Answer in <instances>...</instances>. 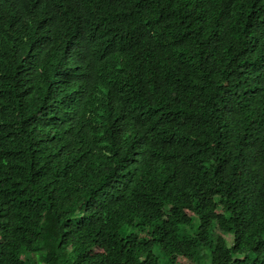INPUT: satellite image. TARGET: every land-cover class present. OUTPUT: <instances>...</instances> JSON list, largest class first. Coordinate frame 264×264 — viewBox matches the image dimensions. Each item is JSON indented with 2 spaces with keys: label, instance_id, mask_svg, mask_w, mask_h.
Segmentation results:
<instances>
[{
  "label": "trees",
  "instance_id": "obj_1",
  "mask_svg": "<svg viewBox=\"0 0 264 264\" xmlns=\"http://www.w3.org/2000/svg\"><path fill=\"white\" fill-rule=\"evenodd\" d=\"M0 264H264V0H0Z\"/></svg>",
  "mask_w": 264,
  "mask_h": 264
},
{
  "label": "clouds",
  "instance_id": "obj_2",
  "mask_svg": "<svg viewBox=\"0 0 264 264\" xmlns=\"http://www.w3.org/2000/svg\"><path fill=\"white\" fill-rule=\"evenodd\" d=\"M78 135V130L75 129L73 132L70 133V141H74L75 137Z\"/></svg>",
  "mask_w": 264,
  "mask_h": 264
},
{
  "label": "rangeland",
  "instance_id": "obj_3",
  "mask_svg": "<svg viewBox=\"0 0 264 264\" xmlns=\"http://www.w3.org/2000/svg\"><path fill=\"white\" fill-rule=\"evenodd\" d=\"M225 237L228 239L229 243H232L233 242L232 236L226 234ZM156 252H159V250L156 249Z\"/></svg>",
  "mask_w": 264,
  "mask_h": 264
}]
</instances>
